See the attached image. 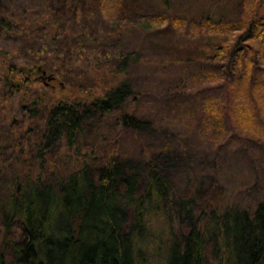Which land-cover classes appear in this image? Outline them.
<instances>
[{
	"label": "trees",
	"instance_id": "1",
	"mask_svg": "<svg viewBox=\"0 0 264 264\" xmlns=\"http://www.w3.org/2000/svg\"><path fill=\"white\" fill-rule=\"evenodd\" d=\"M18 1L0 0V264H144V245L158 238L150 218L170 220L167 206L189 200L168 173L181 147L164 119L155 126L135 105L127 70L138 56L118 49L115 23L127 2L26 0L38 11L17 14ZM221 2L189 21L190 34L206 35L197 56L208 66L190 71L188 55L187 76L224 88L201 104L209 119L232 111L264 142V0H241L234 22ZM104 5L114 13L106 27L88 16ZM117 130L133 136L132 155L116 150ZM207 201L184 232L169 228L167 264H264V196L251 211L217 213Z\"/></svg>",
	"mask_w": 264,
	"mask_h": 264
},
{
	"label": "rangeland",
	"instance_id": "2",
	"mask_svg": "<svg viewBox=\"0 0 264 264\" xmlns=\"http://www.w3.org/2000/svg\"><path fill=\"white\" fill-rule=\"evenodd\" d=\"M207 1L126 0L129 7L126 20L115 19V23L122 28L118 49L138 56V61L128 66L127 70L137 95L135 105L139 113L153 121L155 126L160 118L164 119L172 133V144L181 147L183 157L168 173L173 176L176 192L189 200L187 206L179 210L167 206L170 220L150 218L151 228L158 238L150 239L144 245V264H167L169 228L176 234L184 232L191 221L190 217L197 216L199 203L204 199L208 200V209L214 208L220 213L226 207L251 211L264 196V142L255 133L256 126L238 124L232 111L219 121L209 119L201 104L205 98L222 93L224 88L220 87V82L211 81L206 76L194 80L187 76L199 66H208L197 56L201 50L198 49L202 43L200 39L206 35L190 34L188 27L189 21L197 23V18L209 8ZM240 2H221L220 6L229 10L228 14L231 13L227 16L228 21L241 19ZM37 4L18 1L12 9L17 14L23 10L34 13L39 9ZM217 8L213 9V14ZM110 10L104 5L99 11H89L88 16H97L101 26L106 27L113 19L114 13ZM175 16L185 20L179 31L170 25ZM229 33H224L222 37L230 38ZM239 33L237 31L235 35ZM188 55L195 58L194 62L187 64L191 66L190 71L184 62ZM43 80L56 88L62 84L58 77L52 81ZM261 107L263 105L259 104ZM110 138L118 152L133 154V136L130 132L117 130ZM5 142V136L1 137L0 146ZM188 210L191 215L187 214ZM2 236L0 223V239Z\"/></svg>",
	"mask_w": 264,
	"mask_h": 264
},
{
	"label": "water",
	"instance_id": "3",
	"mask_svg": "<svg viewBox=\"0 0 264 264\" xmlns=\"http://www.w3.org/2000/svg\"><path fill=\"white\" fill-rule=\"evenodd\" d=\"M44 74H45V72H44ZM46 78H47L48 81H50V80H52V79L54 78V75H52V74H47V75H46ZM48 81H47V82H48Z\"/></svg>",
	"mask_w": 264,
	"mask_h": 264
}]
</instances>
